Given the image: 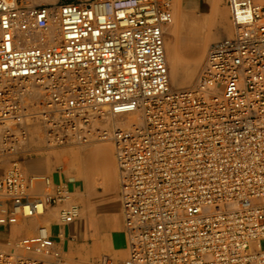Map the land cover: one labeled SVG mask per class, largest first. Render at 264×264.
Instances as JSON below:
<instances>
[{"label": "built area", "instance_id": "obj_1", "mask_svg": "<svg viewBox=\"0 0 264 264\" xmlns=\"http://www.w3.org/2000/svg\"><path fill=\"white\" fill-rule=\"evenodd\" d=\"M173 1L0 0V153L13 158L0 177V224L68 198L64 186L34 198L17 161L32 153L26 120L40 119L53 146L110 136L115 145L130 256L88 264H264V4L227 0L235 35L210 46L194 88L175 92L164 48ZM50 31L58 42L29 44ZM139 108L144 126L102 123ZM62 213L65 224L79 216L75 205ZM51 238L40 227L18 248L46 257L0 252V264H68Z\"/></svg>", "mask_w": 264, "mask_h": 264}, {"label": "bare ground", "instance_id": "obj_2", "mask_svg": "<svg viewBox=\"0 0 264 264\" xmlns=\"http://www.w3.org/2000/svg\"><path fill=\"white\" fill-rule=\"evenodd\" d=\"M29 1V5L31 6H38V5H32V1ZM257 4H264V0H254ZM65 2V1H63ZM174 2V1H173ZM172 2V5H173ZM187 2V1H186ZM222 2V0H221ZM215 3V1H214ZM58 4V3H57ZM54 4V5H57ZM180 4V3H179ZM178 4V5H179ZM183 4V3H182ZM41 5H47V4H41ZM48 5H53V4H48ZM219 6V5H218ZM228 6V4H227ZM180 7V5H179ZM219 8V7H218ZM180 9V8H179ZM176 12V22L178 21L179 24L181 25V32L179 33L181 36L182 41L179 42V44H174L177 43L176 41L178 40L177 38V32L176 31L174 34H176V41L174 40V43L172 45L166 44V27L172 23L173 21V11H172V21L168 23L167 25L164 26V32H165V38H164V48H165V55H166V65L168 68V75H169V84L170 88L172 91L175 92H180L184 90H191L192 88L195 87L197 81L199 80L200 76L202 75L203 71L205 70L206 62H207V57H208V52L206 53V49L208 45L211 42H219L222 35H226L227 37L224 38H230L235 35L236 28L232 20V14L230 11V8L228 6V9H218L217 15L220 18V23L217 20V23H219V32L218 33H212L209 30L204 32L202 23L199 24L198 19L191 15L190 16H185V13L183 10H178ZM185 11V10H184ZM185 16V17H184ZM179 19L177 20V18ZM212 19V17H211ZM211 21V20H210ZM211 23V22H210ZM217 23L215 25H217ZM176 24V23H175ZM214 25V24H213ZM178 26V24H177ZM175 26L178 30V27ZM210 27V25H209ZM208 27V28H209ZM217 27V26H216ZM175 38V36H174ZM222 38L221 40H223ZM217 40V41H216ZM40 41H43L45 44H54L59 41L58 33L55 31H50L47 33H42V32H35L31 35V43L29 44H36ZM173 42V41H172ZM214 44V43H213ZM210 49V48H209ZM186 57V60L182 57ZM168 60L170 64L168 63ZM169 64V65H168ZM213 96H220L222 94V90L218 87H215L211 91ZM39 93L34 92V96L38 95ZM27 107L29 111H33L34 109H37V103L29 100L27 103ZM143 108H139L138 110L126 114H113L112 112L106 113L107 115L104 117V120H102L105 124V128L110 129L112 131L117 130V129H130V128H137L140 126H144L146 124V119L143 116ZM26 136L27 139L25 141V147L23 152L24 153H33L36 148L31 147L35 146L34 144H40L42 137H46V145L47 152L52 149V147H69V146H78V149L74 150H66L68 151V161H66V164L75 170V173L69 174L70 177L69 179L74 182L73 185H78V184H85L86 188L89 191H93L97 188V185L102 188V192H106L109 188L112 187V177L111 174L106 172V167L108 164V154H109V144L106 141H110L113 143L111 136L103 139V138H96L90 141H81V144H66V145H59V146H53L49 144L47 141V126L45 123L38 119V120H33V119H28L26 120ZM35 126H39L41 128L40 131L33 132V134H39L34 135L35 139H33L32 135H30V129L35 128ZM31 136V137H30ZM97 142V143H93ZM114 149L115 145L113 143ZM34 148V150H33ZM31 153V154H32ZM28 154V155H31ZM51 154V153H50ZM26 155V154H24ZM23 156L17 158V161H19V165L22 169L21 166V158ZM12 156H9L7 154L0 153V160L1 159H6V160H11ZM13 160V158H12ZM11 160V162H12ZM117 161V160H116ZM7 162V161H6ZM11 162L9 163V167L7 170L0 175L2 177L6 172L10 170V165ZM2 163V162H1ZM63 166H59V168H62ZM69 168V169H70ZM23 171V169H22ZM24 173V171H23ZM71 173V172H69ZM25 174V173H24ZM26 175V174H25ZM27 176V175H26ZM28 177V176H27ZM117 178L119 179V200H120V190H121V177H120V171L118 169V163H117ZM38 178L33 177V184H32V189L30 190L31 195L34 196V198L38 199H43L47 195H52L56 192L58 188L61 186H64L67 190L66 192L68 193V198L64 201V203L60 204H52V205H47L44 207V205H39L38 211L35 214H32V216H17V222L14 224H0V229H8L10 227L16 226L12 230V235L10 237H7L6 242L0 241V245L2 249H0V252H8V253H17L20 255H28L31 257L35 258H41V257H46L45 255L39 254V253H25L22 252L21 249H19V242L22 239L33 237L34 234H36L39 230L40 227H47L50 231L51 239L53 243V248L52 250H61L62 253H64L65 259H68L69 262H72L73 264H81L78 262H83V263H89L92 258H97V259H104V258H110L118 261H123L126 260L130 256V242H129V236L127 233V230L125 228V222L123 219V225H124V230H126V237L122 234L119 235L118 237H114V234L111 236L105 237L106 238V244H100L101 247H94L92 252H88L82 249H79L75 251L77 254L75 255L74 253H70L71 250L63 246V242L66 240V235H67V230L66 228L74 224L77 220L80 219V208L78 204H75L72 201V193L69 191V189L66 187V185H58L54 186L52 181L47 178V177H41V181H43L45 185V189L42 193H35V184L37 182ZM46 183H45V182ZM76 182V183H75ZM72 185V186H73ZM75 187V186H74ZM78 187V186H77ZM73 190V189H72ZM2 199V198H0ZM264 202V201H262ZM75 205L78 207V213L79 216L78 218L70 223V224H65L62 221L63 213L62 211L64 209L69 208L70 206ZM120 206H121V212L123 213V205L120 200ZM52 207H58L59 208V215H60V222L62 223V226L60 225L59 227H56V225L52 227L48 224H42L39 226H35L33 224L34 219L39 217H42L45 215V212L48 208ZM26 212L29 211L28 207L25 209ZM84 211V210H83ZM82 211V218L84 219L86 214ZM44 217V216H43ZM123 218V215H122ZM46 219L48 221L49 219ZM50 222V220L48 221ZM51 224V223H50ZM98 228H101L104 233L108 232L105 226V220L101 219V223L95 225ZM21 227V230L18 229ZM35 228V231H30L32 228ZM74 227V225H73ZM69 229V228H67ZM34 230V229H33ZM71 230V229H70ZM28 231L34 232L30 235H25L22 236L21 238L15 240L12 238H16L17 233H28ZM22 233V234H23ZM76 233V231H75ZM110 234V233H109ZM105 236V235H104ZM12 237V238H11ZM126 238V239H125ZM15 240V241H14ZM14 241V242H13ZM96 246V245H95ZM9 247V248H8ZM84 247V246H83ZM88 247V246H87ZM85 249V248H84ZM88 250V249H87ZM253 250H258L257 244H254ZM73 252V251H71ZM70 253V254H69ZM104 253V254H103ZM103 254V255H102ZM75 256H77L75 258Z\"/></svg>", "mask_w": 264, "mask_h": 264}, {"label": "rangeland", "instance_id": "obj_3", "mask_svg": "<svg viewBox=\"0 0 264 264\" xmlns=\"http://www.w3.org/2000/svg\"><path fill=\"white\" fill-rule=\"evenodd\" d=\"M30 1H32V5H41V4H53L54 5V4H57L59 2H63V1H67V0H30ZM214 1H215V3H214ZM178 4L180 5V7H179ZM181 9L185 13V16H190L191 17V15L194 14L193 16H195L198 19L199 24L202 23L204 32L208 31L210 29L209 30L210 32L218 33L219 32V27H220L219 26L220 18L217 15V11H218V9H226L227 10L228 6H227V0H222V2H221V0H174L173 5H172L173 21H172V23H170L166 27V44L172 45L174 43V40L177 37H178L177 38L178 40L177 41L175 40L177 42V43H174L175 45L179 44V42L182 41L181 36L179 34L181 32V30H180L181 25L179 24L178 21L176 22V17H177L176 16V14H177L176 12L179 13L178 10H181ZM211 17H212V19H211ZM178 19H179V17L177 18V20ZM217 20H218L219 23H217ZM216 23H217V25H215ZM177 24H178V26H177ZM209 25H210V27H209ZM175 26L178 27V30H177V28ZM176 31H178L177 32V34H178L177 37H176V34H174ZM174 36H175V38H174ZM224 37H227V36L226 35H222L220 40H218V41H221V39L224 38ZM213 43H215V42H211L208 45V47L206 49V53L208 52L210 46ZM183 58H184L183 61H185L186 57H183ZM168 63L170 64L169 60H168ZM35 131H36V133H37V131L41 132V128L39 126H35V128H31L30 129V135H32L33 139H35L34 135L35 136L36 135L40 136L39 134H33V132H35ZM106 142L109 144L108 164H107V167H106V172L111 174V177H112V183L111 184H112L113 190L116 193L115 198H117V194H118V191H119V182L117 180V161H116V157H115V149H114V146H113L112 142H110V141H106ZM93 143H97V142H93ZM46 144H47L46 143V137L45 138L42 137L41 143L39 145L38 144H34L35 146H31V147H34L36 149L31 155H24L23 156L24 163H25L26 160H31L34 163L41 162V160L48 161L49 168L53 169L55 172L57 170L56 176L60 177L58 179H54L55 183H59V182L65 181L66 178L70 177L71 174L75 173V170L70 168L66 164V161H68V158H69L68 157V153L69 152L66 151V150H74V149L76 150V149H78L79 145L73 146V147L72 146H69V147H52V149L47 152L46 150H43V149H47V145ZM34 148H33V150H34ZM11 160H12V158H11ZM11 160H9V159L8 160H6V159H1L0 160V175H2L7 170ZM24 163L21 164L23 170L25 169V168H23L24 167ZM59 166H63V167L59 168ZM69 172H71V173H69ZM77 186L76 185L70 186L71 190L75 188L74 191H73V196H74V200L76 202H74V203L81 205L82 210L87 209L86 207L89 206V199H90L91 191H89L86 187H83L82 184H78ZM100 190H102V189H100ZM108 197H111L112 200L115 199L113 196H108ZM106 198L107 197H100L99 201L103 202V201H105ZM99 201H96V199H95L94 204L98 203ZM107 201L108 200L106 199V202ZM116 204L118 205L117 208L119 210L117 216L120 217L121 232L125 236L127 233H126V230L124 231V228H123V224H122V219L123 218H122V214H121V208L119 207V201H117ZM95 209L96 208H93V210L92 209H88L89 210L88 214L89 213L90 214L88 216L89 218H87V221L89 223L92 220V218L90 217L91 215H95V217L93 219H96L97 221H100V219H101V217L99 218V215H105V216H103L105 218L110 215V213H108L111 210L110 208L105 209L104 212H101V214H100V212H97ZM82 210H80V213H81L80 214L81 215L80 220L83 219L82 218ZM96 212L99 215H96ZM43 216L42 217L38 216V218L34 219L33 224L36 223L35 224L36 227L39 226V225H42V224H47V225L49 224L51 227H52V225H53V227L55 225H56V227H59L60 225L62 226V223L60 222L59 209L54 210L52 212V215L47 218V219L50 220V222H48L49 220L46 221V219H44V218H46L45 217L46 215H43ZM89 226H90V224H89ZM14 227H16V226H13L11 229H8L7 231H4V232L2 231L0 233V241L6 242L7 237L12 235V230H13ZM36 227L35 228L33 227L30 231H35ZM18 229L21 230V227H19ZM88 230L89 231H87V236L86 237H82L81 239L70 237L69 240L71 241L70 242V246L71 247L68 248V249L73 251V252L77 251L79 249H82V250H85V251H88V252H92L94 247L100 248L102 244H106L107 242H106V238L105 237L111 236L113 234L112 230H108V232H106V233H101V232L99 233V232L94 230V227H91V226L88 228ZM30 231H28V233L26 232V233H23V234L22 233H17L15 235L16 238H12V239L17 240V239L21 238L22 236L30 235V234L34 233V232L30 233ZM69 240H66L67 244H69ZM101 242H102V244H100ZM261 246L264 249V241L261 242ZM1 247L2 246L0 245V249L3 248V247L2 248ZM71 251H70V253H72ZM65 261L68 264H73L72 262H69L68 259H65ZM78 263L88 264V263H83V262H78Z\"/></svg>", "mask_w": 264, "mask_h": 264}, {"label": "crops", "instance_id": "obj_4", "mask_svg": "<svg viewBox=\"0 0 264 264\" xmlns=\"http://www.w3.org/2000/svg\"><path fill=\"white\" fill-rule=\"evenodd\" d=\"M20 162H21V164H23L24 163V158ZM23 168H25L23 171L28 176V178H31V177H37L38 178V180H37V182L35 184V188H34L35 193H42L44 191L45 185H44L43 181H41V177H47V178H49L52 181L54 186L63 185V184L66 185V187L72 193V201L76 202L74 200V196H73V191H74L75 188L73 190L70 189V186H72L74 184V182L72 180H70L69 177H68V178L65 179V181H62V182H59V183H55L54 179H58L60 177L56 176L57 170L55 172L53 169L49 168L48 161L41 160V162L34 163L31 160H26L25 163H24V167ZM117 180L119 182L118 178H117ZM82 185H83V187L86 186L85 184H82ZM99 188H100V186L97 185V188L91 192L90 199H89V206L86 207L87 209H84V211H83L82 208H81V205L78 204L80 210H82L86 214V216H85L84 219H82V220L79 219V221L77 220L74 224L69 225L67 227L69 229L66 228V230H67L66 240H69L70 237L77 238V239H81L82 237H86L87 236V231L90 230V229L88 230V228L90 226L94 227L95 231H97L99 233L100 232L104 233L103 230H101V228H98L97 226H95V225L101 223V219L105 220L106 229L107 230H112V233L114 234L115 238L118 237L119 235H122L121 226H120V224H121L120 223V217L117 216L119 210L117 208L118 205L116 204V202L119 201V207L121 208L120 200H119V191H118V194H117V198H115L116 193L113 190V187H111L108 190H106L105 193L102 192L103 190H100L102 188H100V189ZM108 196H113L115 199L112 200L111 197H108ZM100 197H107L106 199L108 201L106 202V199H105V201L101 202V201H99ZM95 199H96V201H99L96 204H94ZM93 208H96L95 210L97 212H100V214H101V212H104L105 209L110 208L111 210H110V212H108V213H110V215L105 218V217H103L105 215H99L96 212V215H99V218L101 217L100 221H97L96 219H93L95 217V215H91L90 217L92 218V220L89 223L87 221V218H89L88 216L90 214V213L88 214V211H89L88 209H92L93 210ZM56 209H59V208L58 207L48 208L46 210V212H45V215H46L45 217H47V218L50 217L52 215V212L54 210H56ZM121 214H122V212H121ZM89 224H90V226H89ZM122 224H123V219H122ZM73 225H74V227H73ZM11 228L12 227H10L8 229H11ZM123 228H124V225H123ZM8 229H0V233L2 231L3 232L7 231ZM75 231H76V233H75ZM66 240L63 242V244H64L63 246H65L66 248H70L71 247L70 246V242L71 241L69 240V244H67ZM72 253H74L76 255L75 251L72 252ZM76 257L77 256H75V258Z\"/></svg>", "mask_w": 264, "mask_h": 264}]
</instances>
